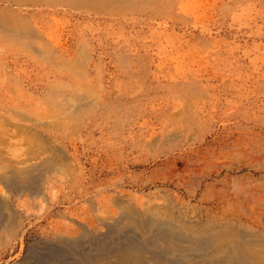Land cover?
<instances>
[{"label":"rangeland","instance_id":"374dc122","mask_svg":"<svg viewBox=\"0 0 264 264\" xmlns=\"http://www.w3.org/2000/svg\"><path fill=\"white\" fill-rule=\"evenodd\" d=\"M0 25L19 32L0 27V155L51 182L41 210L9 189L8 213L39 219L0 264L83 217L86 198H165L186 222L217 199L264 224V0H0ZM52 96L85 102L50 134L62 170L47 173L44 146L4 131L9 110L44 113Z\"/></svg>","mask_w":264,"mask_h":264},{"label":"bare ground","instance_id":"6f19581e","mask_svg":"<svg viewBox=\"0 0 264 264\" xmlns=\"http://www.w3.org/2000/svg\"><path fill=\"white\" fill-rule=\"evenodd\" d=\"M0 27L14 36L19 35L17 30ZM49 100L51 106L44 113L9 110L14 122L9 120L11 122L6 124L11 129L4 131L5 135L11 133L18 139L23 137L32 145L38 143L35 147L38 150L45 148L40 151V154H46L41 160V171L47 173L62 170L58 157L63 152L53 144L50 134L59 124L73 120L85 98L77 100L81 105L68 97L52 96ZM9 160L0 155V260L2 256L13 255L18 246L20 255L25 229L29 225L25 221L39 219L33 212L24 220L10 215L9 189L14 188L20 196L26 193L25 202L32 211L47 208L51 188L50 180L42 179V174L37 177L35 169L16 168L15 160ZM63 167L67 168L65 164ZM186 195L187 198L195 197L190 190ZM133 201L140 206V211L131 201V208L124 209L125 203L118 196H112L106 202L86 198L83 217L74 220L64 216L71 224L46 227L40 232L42 237L34 242L19 264H202L196 262L197 259L205 261L204 264H264V224H260L259 219L249 225L245 217L217 199L196 202L197 205L192 207L195 215L188 222L182 217L171 216L172 212L163 215L167 210L164 208L168 207L165 198ZM110 206L118 213L109 211ZM47 215H51V211ZM203 215L210 221L199 225L197 220Z\"/></svg>","mask_w":264,"mask_h":264}]
</instances>
